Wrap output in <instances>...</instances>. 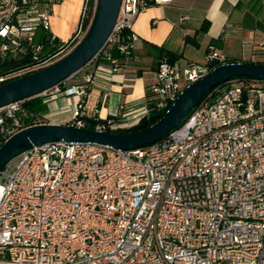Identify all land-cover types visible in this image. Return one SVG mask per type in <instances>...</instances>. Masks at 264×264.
Listing matches in <instances>:
<instances>
[{"label": "built area", "instance_id": "2783aa9c", "mask_svg": "<svg viewBox=\"0 0 264 264\" xmlns=\"http://www.w3.org/2000/svg\"><path fill=\"white\" fill-rule=\"evenodd\" d=\"M59 1L0 0V84L55 62L82 39L87 0L72 36L40 54L34 34ZM159 1L169 0H121L102 47L71 75L83 84L62 91L65 79L38 96L81 101L97 78L112 80L120 59L132 56L136 16ZM225 60L212 46L200 64L161 58L149 95L122 103L112 118L79 110L68 125L85 127L87 117L100 131L135 126ZM25 100L0 107V145L45 123ZM0 264H264V82L225 81L178 128L136 149L55 141L21 152L0 171Z\"/></svg>", "mask_w": 264, "mask_h": 264}, {"label": "crops", "instance_id": "0c3cea01", "mask_svg": "<svg viewBox=\"0 0 264 264\" xmlns=\"http://www.w3.org/2000/svg\"><path fill=\"white\" fill-rule=\"evenodd\" d=\"M85 0L54 3L46 30L51 38L68 40L77 29ZM186 17V18H185ZM228 29L229 33L224 30ZM132 56L121 58V67L112 80L97 78L79 101L78 96L61 92L54 97L35 96L33 102L45 123L69 124L77 111L85 115L112 118L122 103L143 97L156 78L159 60L167 53L176 56L180 68L203 63L209 46L234 61L264 62V0H169L151 4L133 24ZM42 44V43H39ZM118 56L116 51H113ZM83 84L81 74L67 78L62 91Z\"/></svg>", "mask_w": 264, "mask_h": 264}, {"label": "water", "instance_id": "95a60500", "mask_svg": "<svg viewBox=\"0 0 264 264\" xmlns=\"http://www.w3.org/2000/svg\"><path fill=\"white\" fill-rule=\"evenodd\" d=\"M121 0H96L95 13L82 39L63 57L42 69L0 84V107L38 96L86 65L102 47L116 21ZM247 77L264 82V63L224 62L190 82L164 114L146 128L117 133L68 124L41 123L11 135L0 145V171L21 152L46 142H81L131 150L159 140L178 128L203 97L221 82Z\"/></svg>", "mask_w": 264, "mask_h": 264}, {"label": "trees", "instance_id": "16d2710c", "mask_svg": "<svg viewBox=\"0 0 264 264\" xmlns=\"http://www.w3.org/2000/svg\"><path fill=\"white\" fill-rule=\"evenodd\" d=\"M95 8H96V0H87L86 1V7H85L84 15H83L82 21H81L82 29L84 31L88 28L89 24L92 21V18H93L94 13H95ZM34 42L35 43H42V49L40 51V54H43V55L44 54H47V53H50V52H53L57 48V46L60 43H62L59 40H57L56 38H51L50 35L48 34V32L46 30H42V31H40L38 33V35H35ZM162 58H166V59H168L171 62L174 61V60H176V56L173 55V54H170V53H167ZM27 60H29V59L28 58H24V59H19V60L18 59H15V60H7L5 63H3L2 66H3V68L7 69V68H11V67H15V66L21 65L24 62H26ZM225 61L226 62H236L234 60L227 59V58H226ZM246 62H250V63H264V62H259V61H256V62L246 61ZM239 79H250V78H247V77H239ZM223 83L224 82H221L216 87L222 85ZM146 94L149 95L147 92H146ZM36 98L37 97H32V98L26 99L24 101L25 105L27 107H29L30 109H33V110L43 108L44 105H42L40 102H33L32 101V100H34ZM166 110L161 111V112H158V113L150 114L147 118L141 119L137 125L132 126L130 128H127V129L108 130V131L109 132H117V133H128V132H134V131H137V130L146 128L147 126L151 125L156 120H158L164 114V112ZM84 121H85V127L86 128H93L94 127V122L91 119H89V118L86 117L84 119Z\"/></svg>", "mask_w": 264, "mask_h": 264}, {"label": "rangeland", "instance_id": "374dc122", "mask_svg": "<svg viewBox=\"0 0 264 264\" xmlns=\"http://www.w3.org/2000/svg\"><path fill=\"white\" fill-rule=\"evenodd\" d=\"M16 161H18V159H16Z\"/></svg>", "mask_w": 264, "mask_h": 264}]
</instances>
